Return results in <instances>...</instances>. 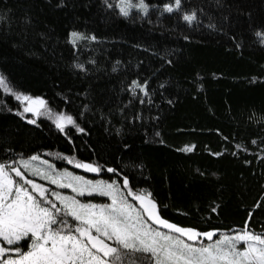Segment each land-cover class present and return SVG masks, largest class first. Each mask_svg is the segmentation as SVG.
Listing matches in <instances>:
<instances>
[{
  "label": "trees",
  "instance_id": "obj_1",
  "mask_svg": "<svg viewBox=\"0 0 264 264\" xmlns=\"http://www.w3.org/2000/svg\"><path fill=\"white\" fill-rule=\"evenodd\" d=\"M146 2L147 16H124L117 0H0V73L85 129L43 115L33 124L0 89V162L39 155L122 179L66 157L97 162L151 191L182 226L264 230V0H182L197 11L191 24L163 9L174 0ZM73 31L97 39L74 46ZM133 80H147L150 96L133 95Z\"/></svg>",
  "mask_w": 264,
  "mask_h": 264
},
{
  "label": "snow or ice",
  "instance_id": "obj_2",
  "mask_svg": "<svg viewBox=\"0 0 264 264\" xmlns=\"http://www.w3.org/2000/svg\"><path fill=\"white\" fill-rule=\"evenodd\" d=\"M117 2L119 13L124 16L133 14V10L147 16L151 7L146 0ZM105 3L113 7L108 0ZM181 4L182 0H174L165 3L163 9L169 13L174 9L182 11L183 20L189 24L198 22L197 11H183ZM255 34L264 37V31ZM84 39L97 37L77 31L70 33L74 46ZM260 43L264 44V39ZM75 67L88 70L83 63H76ZM130 87L133 95L139 88L145 96H150L147 80L143 83L133 80ZM0 89L23 104L21 115L46 116L62 131L66 125L85 131L73 115L54 112L43 97L15 89L3 73H0ZM30 122L36 124L37 120L33 118ZM256 143L252 140V144ZM192 147L185 145L184 150L190 151ZM60 155L65 158L64 154ZM39 159V155H34L0 162V264H264V230L257 232L248 220L235 230L201 231L182 226L162 215L167 206L160 205L151 191L135 187L118 168L66 157L89 173L99 174L106 168L122 178L89 179L67 168L56 169L48 161L44 162L48 168H42L34 163ZM35 177L50 181L57 188L71 189L72 194L50 188ZM93 194L107 197L110 202L94 203L97 197Z\"/></svg>",
  "mask_w": 264,
  "mask_h": 264
},
{
  "label": "rangeland",
  "instance_id": "obj_3",
  "mask_svg": "<svg viewBox=\"0 0 264 264\" xmlns=\"http://www.w3.org/2000/svg\"><path fill=\"white\" fill-rule=\"evenodd\" d=\"M20 108H21V111L23 112V104L21 102H20ZM23 115H25L26 117H28L30 120L33 119V118H35V119L39 118V117H35L34 114H32V113H24ZM29 157H32V156H29ZM29 157H26V158H23V159H28ZM45 161H48L49 164L53 165L56 169L62 170V169L67 168L68 170H70L72 172H75V173L80 174V175H84V174L78 173L77 171L73 170L72 168H68V167H57L54 162L50 161L49 159H47L46 157H43V156H40V159L34 161V163L37 164L38 166L42 167V168H48V164L44 163ZM72 165L75 166L74 163ZM25 172H26V175L29 176V178H33L30 172H27V170H25ZM84 176H87L89 179H104V178H101V177H92V176H89V175H84ZM35 179H37L38 182L47 184L50 188H56L59 191H64V192H67L68 194H72L71 189L57 188L56 185H52L50 183V181L43 180L41 177H35ZM104 180H108V179H104ZM93 197H97L96 199L93 200L94 203H106V202H110L109 198H107V197H99L98 194H93ZM93 197H88V198L89 199H92ZM217 235H219V234H217ZM205 242H207V241L205 240Z\"/></svg>",
  "mask_w": 264,
  "mask_h": 264
}]
</instances>
